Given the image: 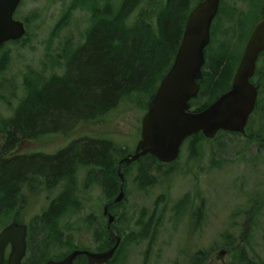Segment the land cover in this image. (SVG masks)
Returning a JSON list of instances; mask_svg holds the SVG:
<instances>
[{
	"label": "rangeland",
	"instance_id": "1",
	"mask_svg": "<svg viewBox=\"0 0 264 264\" xmlns=\"http://www.w3.org/2000/svg\"><path fill=\"white\" fill-rule=\"evenodd\" d=\"M70 3L21 0L14 13L28 33L19 43H8L0 49V57L4 53L10 56L6 71L0 75L2 93L6 94L5 100L0 99V148L9 126L7 120L24 96V76L29 71L45 77L60 75L64 48L68 45L74 49L83 41L87 12L75 10L65 24H60ZM263 6L264 0H222L213 21L209 52L222 45L241 55ZM148 7V3L143 6ZM207 100L203 93L191 109ZM145 112L141 104L126 99L100 120L81 122L71 131L22 138L13 152L53 154L78 137L93 136L110 139L132 153L140 139ZM194 146L191 149L189 142L184 143L170 165L153 164L147 173L153 177L150 185L141 186L139 180L145 160L122 167L124 197L109 207L115 217L111 229L103 214L110 200L97 183L86 182L87 169L77 167L73 188L77 204L55 224L59 242L51 240L35 249L42 215L66 181L53 188H46L43 178L23 183L15 205L2 212L0 230L16 220L27 225L26 264H44L72 247L99 250L107 233L120 237L115 256L107 264H195L193 259L199 251L203 253L201 264H262L264 93L259 95V105L244 133H218Z\"/></svg>",
	"mask_w": 264,
	"mask_h": 264
},
{
	"label": "trees",
	"instance_id": "2",
	"mask_svg": "<svg viewBox=\"0 0 264 264\" xmlns=\"http://www.w3.org/2000/svg\"><path fill=\"white\" fill-rule=\"evenodd\" d=\"M199 1L71 0L60 24H65L75 10L87 12L88 26L83 41L74 49L68 45L64 48L65 63L60 75L45 77L42 73L29 71L24 76V96L7 120L9 126L0 148V217L2 212H8L15 205L23 183L32 184L43 178L45 187L53 188L66 181V186L50 201L42 215L43 226L38 229L41 231L36 251L51 240H61L55 224L77 204L73 196L76 168L87 169L86 182L97 183L111 203L121 186L118 163L128 153L110 139L93 136L78 137L53 154L15 153L17 143L22 138L67 132L81 122L100 120L126 99L141 104L146 111L174 60L188 14ZM146 3L147 9L143 8ZM136 12L138 15L133 16ZM210 34L214 36L212 30ZM22 39L8 43L17 44ZM210 48L211 42L205 49L199 91L189 102L190 107L203 93L208 100L196 106L195 111L206 107L230 87L242 55L222 45L212 52H209ZM9 61L8 53L1 55L0 75L6 71ZM3 88L0 86V99L5 100ZM258 105L259 97L255 109ZM202 139L206 138L199 133L188 137L185 143L189 142L194 149ZM141 160L146 163L141 168L140 184L150 185L153 182V177L147 174L150 167L155 163L160 167L166 164L150 155L136 162ZM126 166L122 165L123 168ZM114 243L115 237L107 233L99 250L110 248ZM73 249L80 248L72 247L68 251ZM202 260L203 253L199 251L193 262L201 264ZM41 262L28 264H43ZM74 263L86 264L85 257L78 256Z\"/></svg>",
	"mask_w": 264,
	"mask_h": 264
},
{
	"label": "water",
	"instance_id": "3",
	"mask_svg": "<svg viewBox=\"0 0 264 264\" xmlns=\"http://www.w3.org/2000/svg\"><path fill=\"white\" fill-rule=\"evenodd\" d=\"M20 2L0 0V46L9 41H18L26 35L25 24L14 17ZM219 2L201 0L190 10L174 60L147 104L136 148L118 163L117 174L121 182L124 163L129 165L146 155L161 163H171L177 159L188 137L201 133L205 138L212 139L219 131L245 132L257 100V88L250 79L258 54L264 50V20L254 26L230 87L198 111L192 110L189 103L199 91L198 80L202 76L205 49L210 43L211 23L217 14ZM123 197L121 185L114 202H120ZM108 206L103 207V214L108 218L107 228L111 229L115 217ZM26 234L27 226L16 221L0 231V264L8 244L11 248L7 264L22 263L27 248ZM114 236L115 243L110 248L102 251L74 249L62 259H51L45 264H74L80 255L86 257L87 264H106L120 243V237Z\"/></svg>",
	"mask_w": 264,
	"mask_h": 264
},
{
	"label": "flooded vegetation",
	"instance_id": "4",
	"mask_svg": "<svg viewBox=\"0 0 264 264\" xmlns=\"http://www.w3.org/2000/svg\"><path fill=\"white\" fill-rule=\"evenodd\" d=\"M221 2H222V0H220V2H219V6H218V11H217V14H216V16H215V18L217 17V15H218V13H219V11H220V8H221ZM261 13H262V15H261V17L260 18H258V20L254 23V25L252 26V28H251V30H250V33H249V36H250V34H251V32H252V30H253V28H254V26L259 22V21H262V20H264V6H263V9L261 10ZM215 18L213 19V21L215 20ZM213 21H212V23H211V29L210 30H212V25H213ZM249 36H248V38H247V40L249 39ZM250 81L254 84V86L257 88V92H258V94H257V99H258V97H259V95L263 92L264 93V50H262L259 54H258V57H257V60H256V67H255V71H254V74H253V76H252V78L250 79ZM254 111H255V108H254ZM253 111V112H254ZM21 223V222H20ZM6 225H4L3 227H2V229L5 227ZM1 229V230H2ZM0 230V231H1ZM26 242H27V248H28V241H27V234H26ZM10 248H11V246H10V244H8L7 245V247H6V250H5V255H4V259H3V261H2V263L1 264H7V259H8V254H9V252H10ZM27 248H26V253H27ZM88 250V249H87ZM96 251H101V250H96ZM25 256H26V254H25ZM25 256H24V258H23V260L25 259ZM84 256V255H83ZM85 257V256H84ZM63 258V257H62ZM62 258H60V259H62ZM60 259H52V260H60ZM23 260H22V263H23ZM48 260H51V259H48ZM47 260V261H48ZM85 260H86V257H85ZM46 261V262H47ZM45 262V263H46ZM21 263V264H22ZM44 263V264H45ZM86 263H87V260H86Z\"/></svg>",
	"mask_w": 264,
	"mask_h": 264
}]
</instances>
